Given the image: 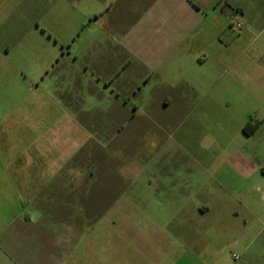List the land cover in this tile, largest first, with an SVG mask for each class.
Masks as SVG:
<instances>
[{"label":"crops","instance_id":"0c3cea01","mask_svg":"<svg viewBox=\"0 0 264 264\" xmlns=\"http://www.w3.org/2000/svg\"><path fill=\"white\" fill-rule=\"evenodd\" d=\"M91 1L101 4L91 22L106 31L97 58L108 67L85 86L99 96L107 92L111 112L83 119V101L70 98L63 106L72 118L43 124L38 137L32 120H0V264H203L207 248L195 244L187 215L172 217L181 223L167 230L155 213L165 204L189 205L176 178L181 168L160 167L170 155L157 159L163 143L152 141L146 150V134L156 136L159 125L133 143L124 131L131 123L136 134L140 108L131 101L141 100L152 78L177 86L167 80L174 56L209 13L222 9L257 23L264 20V0H250L249 13L243 0ZM64 3L58 0L57 14ZM33 29L46 31L38 23ZM10 53L8 46L0 48V58ZM116 57L125 63L109 73ZM132 63L140 72L128 71ZM69 78L67 93H78L83 80L74 72ZM99 235L107 238L105 249L98 247Z\"/></svg>","mask_w":264,"mask_h":264},{"label":"rangeland","instance_id":"374dc122","mask_svg":"<svg viewBox=\"0 0 264 264\" xmlns=\"http://www.w3.org/2000/svg\"><path fill=\"white\" fill-rule=\"evenodd\" d=\"M57 2L2 0L0 5V48L6 45L11 52L0 58V120H32L35 137L43 124L72 118L63 106L70 98L83 101V119L111 112L107 92L99 96L85 86L107 66L97 58L106 31L101 22H91L101 4L65 0L64 12L57 14ZM242 3L248 13L253 9L250 0ZM243 19L222 9L209 13L181 47L185 51L174 56L167 80L177 86L152 78L141 100L131 101V107L138 103L140 108L136 134L131 123L124 131L133 143L159 125L156 136L146 134V150L152 141L163 143L157 159L170 155L160 167L181 168L176 178L189 205L165 204L155 213L167 230L187 215L195 244L207 248L203 264H264V20ZM36 23L46 31L34 30ZM116 58L109 73L125 63ZM136 65L128 71L140 72ZM73 72L84 84L68 94ZM166 97L171 100L167 107ZM105 238L96 239L98 247L106 248Z\"/></svg>","mask_w":264,"mask_h":264},{"label":"trees","instance_id":"16d2710c","mask_svg":"<svg viewBox=\"0 0 264 264\" xmlns=\"http://www.w3.org/2000/svg\"><path fill=\"white\" fill-rule=\"evenodd\" d=\"M256 126H257V125H256ZM248 127H250V123H247V124L245 125V127L243 128V130L246 131ZM253 127H255V126H253Z\"/></svg>","mask_w":264,"mask_h":264},{"label":"built area","instance_id":"2783aa9c","mask_svg":"<svg viewBox=\"0 0 264 264\" xmlns=\"http://www.w3.org/2000/svg\"><path fill=\"white\" fill-rule=\"evenodd\" d=\"M238 258V256L237 255H234V259L236 260Z\"/></svg>","mask_w":264,"mask_h":264}]
</instances>
